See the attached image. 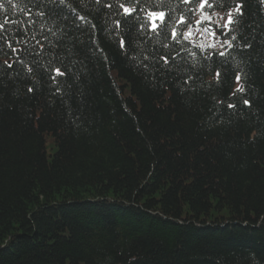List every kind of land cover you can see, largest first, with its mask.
Wrapping results in <instances>:
<instances>
[{
    "label": "trees",
    "instance_id": "1",
    "mask_svg": "<svg viewBox=\"0 0 264 264\" xmlns=\"http://www.w3.org/2000/svg\"><path fill=\"white\" fill-rule=\"evenodd\" d=\"M210 2L225 57L200 0H0V264H264V0Z\"/></svg>",
    "mask_w": 264,
    "mask_h": 264
},
{
    "label": "snow or ice",
    "instance_id": "2",
    "mask_svg": "<svg viewBox=\"0 0 264 264\" xmlns=\"http://www.w3.org/2000/svg\"><path fill=\"white\" fill-rule=\"evenodd\" d=\"M9 3H11V0H8ZM185 3H188V0H184ZM0 7H3V5H0ZM123 7V6H122ZM214 7V5L210 2V0H200V4H199V11L203 14L206 12L207 9ZM124 13L131 15L132 11L131 9L124 7ZM147 15L151 18V24H152V31L153 32H157L158 30L163 31V29L167 28L169 23L172 21V16L171 13H165V12H157V11H150L147 13ZM189 15H191V12L189 13ZM81 20H83L84 18L81 17ZM135 19H139V14L137 13V16L135 17ZM182 28L183 27H187L188 31L184 32L183 30H181L180 32H177V30L175 28L172 29L171 32V37L174 41H177L178 43L180 42V40H184V41H188L189 38L192 36V30H191V24L185 20L184 16H180L178 18L177 21ZM234 23V18L232 13H228L227 15V21L225 24L223 25H217L216 28L219 30L220 36L224 37L222 42H219V44H209L207 46V49H205L204 45H200V48L202 50L208 51V54L210 56H219V57H225L226 53L223 50H217V48L219 49H224L225 46H227L228 48L233 47V45L230 43V41L227 39V32L224 31V29H230V26L233 25ZM201 25H206L203 27V32L204 33H208L210 35H212L215 39L219 40V37H217V32L213 30L212 25V21H211V16H207L204 19H200L196 21V26L199 28ZM2 27V26H0ZM77 28H80L81 25L77 24L76 25ZM233 40H235V37H232ZM120 47L124 48L125 47V42L124 41H120ZM211 50V51H209ZM193 55H195V53H193ZM161 59L163 60V62L165 64L169 63V58L168 57H161ZM56 76L52 77L53 79H55L56 77H60V76H64V72H62L60 70V68H55L54 69ZM220 73H217V76H219ZM236 82L239 83L240 81V76L237 75L235 77ZM238 91H242L241 89H238ZM245 103H247V101H245ZM229 107H232V105H229Z\"/></svg>",
    "mask_w": 264,
    "mask_h": 264
},
{
    "label": "rangeland",
    "instance_id": "3",
    "mask_svg": "<svg viewBox=\"0 0 264 264\" xmlns=\"http://www.w3.org/2000/svg\"><path fill=\"white\" fill-rule=\"evenodd\" d=\"M218 13H220V12H215V13H213L212 14V16L214 17V16H216V15H218ZM228 13H230V12H228ZM228 13H222V14H226V15H228ZM211 15V14H210ZM204 17V16H203ZM216 20V19H215ZM215 22V21H214ZM215 23H217V22H215ZM226 23V21L223 23V24H225ZM217 24H219V23H217ZM214 31H216L217 32V36H218V31L217 30H214ZM195 37H201V39H202V42L203 41H211V42H214V43H216L218 40L217 39H215L212 35H210L209 34V39H208V37L200 30V28H197V29H195ZM203 37H205V39H203Z\"/></svg>",
    "mask_w": 264,
    "mask_h": 264
}]
</instances>
